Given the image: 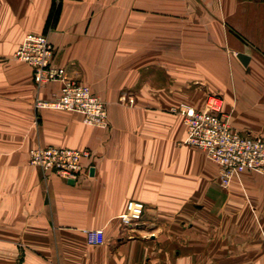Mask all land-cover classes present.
I'll list each match as a JSON object with an SVG mask.
<instances>
[{
  "label": "crops",
  "instance_id": "crops-1",
  "mask_svg": "<svg viewBox=\"0 0 264 264\" xmlns=\"http://www.w3.org/2000/svg\"><path fill=\"white\" fill-rule=\"evenodd\" d=\"M31 33L106 103L108 128L37 108L62 85L37 88L15 58ZM210 95L264 138V0H0V264H264V173L225 189L184 143L180 105L203 110ZM36 147L90 156L76 180L47 178ZM131 200L145 210L125 227ZM97 229L103 245L88 243Z\"/></svg>",
  "mask_w": 264,
  "mask_h": 264
},
{
  "label": "built area",
  "instance_id": "built-area-1",
  "mask_svg": "<svg viewBox=\"0 0 264 264\" xmlns=\"http://www.w3.org/2000/svg\"><path fill=\"white\" fill-rule=\"evenodd\" d=\"M55 50L46 34H27L18 47L15 58L33 69L37 88L49 83L62 85L60 94L53 101L39 102L38 109L64 110L82 115L86 125L106 129L109 116L106 103L92 89L71 79L67 71L54 63ZM179 113L187 126L186 145L202 149L208 160L220 167L219 182L228 188L236 180L242 183L245 172L264 173V139L245 136L235 130L224 115V100L210 95L205 109L197 110L181 104ZM90 153L58 147H36L29 152L30 165L41 169L45 177L58 176L66 181L76 180L84 171L83 160ZM145 204L131 200L119 220L125 227L141 221ZM88 243L103 245V229L86 231Z\"/></svg>",
  "mask_w": 264,
  "mask_h": 264
},
{
  "label": "water",
  "instance_id": "water-1",
  "mask_svg": "<svg viewBox=\"0 0 264 264\" xmlns=\"http://www.w3.org/2000/svg\"><path fill=\"white\" fill-rule=\"evenodd\" d=\"M237 56L244 66L247 67L249 65V62L251 60L249 56L242 54V53L238 54ZM91 172H93V171H91Z\"/></svg>",
  "mask_w": 264,
  "mask_h": 264
},
{
  "label": "rangeland",
  "instance_id": "rangeland-1",
  "mask_svg": "<svg viewBox=\"0 0 264 264\" xmlns=\"http://www.w3.org/2000/svg\"><path fill=\"white\" fill-rule=\"evenodd\" d=\"M257 137H261V136H257ZM262 138V137H261ZM264 139V138H263ZM226 189V188H225Z\"/></svg>",
  "mask_w": 264,
  "mask_h": 264
}]
</instances>
